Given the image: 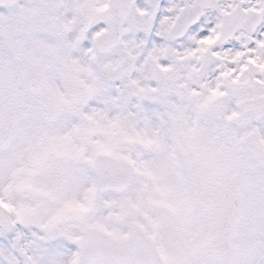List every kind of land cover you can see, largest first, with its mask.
Segmentation results:
<instances>
[{
    "label": "rangeland",
    "instance_id": "obj_1",
    "mask_svg": "<svg viewBox=\"0 0 264 264\" xmlns=\"http://www.w3.org/2000/svg\"><path fill=\"white\" fill-rule=\"evenodd\" d=\"M91 3L19 0L12 25L34 32L28 62L21 49H15L18 62L12 64L18 66L19 78L27 67L39 69V57L55 60L45 73L42 95L19 90V102L24 101L27 109L25 120L33 123L34 147L44 149L50 158L46 165L43 158L36 163L42 175L35 180L22 177L27 161L12 156V150L0 156V180H10L0 195L37 216L83 200V208L59 220L76 236L77 244L87 229L118 239L129 223L151 233L158 221L155 240L165 264H220L205 252L189 258L200 245L195 232L208 231L210 220L203 219L211 217L213 201L233 180L241 187L244 205V220L234 233V264H264V86L251 82L237 98L229 88L225 95L195 106L192 97L167 96L163 88L154 89L139 95L140 105L146 99L154 106L153 113L145 114L142 106L134 112L128 98L114 99L108 92L117 69L97 54L87 60L78 54L83 33L93 22L87 15ZM81 15L87 16V24L77 31ZM8 57L12 58L9 51ZM107 67L110 77L104 72ZM130 86L131 97H137L136 82ZM87 91L94 93L96 104L79 110L74 102ZM107 151L131 165L132 184L124 195L96 191L92 158L118 159ZM49 183L57 190L49 189ZM73 259L76 264L77 250Z\"/></svg>",
    "mask_w": 264,
    "mask_h": 264
},
{
    "label": "snow or ice",
    "instance_id": "obj_2",
    "mask_svg": "<svg viewBox=\"0 0 264 264\" xmlns=\"http://www.w3.org/2000/svg\"><path fill=\"white\" fill-rule=\"evenodd\" d=\"M87 15L93 22L78 54L87 60L99 53L117 69L108 92L128 98L134 112L142 106L145 114L153 113L146 99L140 105L139 95L154 89L192 97L195 106L229 88L237 98L251 82L264 86V0H92ZM86 24L81 15L77 31ZM133 81L137 97L130 95ZM32 159L39 163L40 153ZM84 206L81 200L37 216L0 195V264H75L76 236L58 221Z\"/></svg>",
    "mask_w": 264,
    "mask_h": 264
},
{
    "label": "water",
    "instance_id": "obj_3",
    "mask_svg": "<svg viewBox=\"0 0 264 264\" xmlns=\"http://www.w3.org/2000/svg\"><path fill=\"white\" fill-rule=\"evenodd\" d=\"M16 0H0V7H12ZM43 68H50L53 65L51 60L41 61ZM43 72L30 69L22 77V87L29 93L40 95L43 90ZM93 99L92 94L87 93L81 96L76 106L85 108ZM16 119H9L4 134L0 136V151L6 147L11 131L12 122ZM95 172L100 191H114L122 194L131 182L129 166L125 162H114L103 157L95 161ZM212 214L215 221V235L210 244V251L222 262V264H233V233L241 217V201L239 189L234 184H227L223 187L218 199L212 207ZM58 227L64 226L58 223ZM142 238L144 236L141 235ZM145 241V240H144ZM147 242V250L140 255V264H161L152 245ZM128 241L116 243L105 234L96 230H89L79 244V264H129L131 257L135 254L134 249L128 245Z\"/></svg>",
    "mask_w": 264,
    "mask_h": 264
},
{
    "label": "flooded vegetation",
    "instance_id": "obj_4",
    "mask_svg": "<svg viewBox=\"0 0 264 264\" xmlns=\"http://www.w3.org/2000/svg\"><path fill=\"white\" fill-rule=\"evenodd\" d=\"M19 3L13 9H0V133L3 130L4 123L8 117L11 116H21V120L14 130V134L12 140L4 153H0V156L7 154L10 150H12V156L15 158H22L27 161L26 168L23 170L22 177L26 179L28 176L33 178L32 167H30L31 161H33L32 157L35 152H39L41 158L43 157L42 151L39 147L34 143V127L33 123L30 120L25 121V117L27 113L25 111L24 101L20 105L19 102V76L18 66H14L12 63L18 62V55L16 53L17 48H20L22 51V57L25 62L29 61L33 55V30L31 28L17 29L13 27L12 23L16 15L17 7ZM22 6V5H21ZM26 6H29L26 3ZM8 51L12 58L8 57ZM15 51V52H14ZM12 59V60H9ZM5 64V65H3ZM33 162V166H34ZM38 176V175H37ZM10 184V180L7 182H2L0 180V189L6 188ZM125 218V222H128ZM209 219H203L204 222H207ZM158 221L154 222V226L152 227L153 231L148 233V230L142 225L139 228L150 237H155L156 229L158 228ZM129 223V222H128ZM133 223L127 224V228L124 230V237H126L130 229L132 228ZM200 237L198 238L199 246H196L194 250L196 255L204 253L206 251L205 243L207 241L208 233L207 231H197L195 232ZM158 244V242H157ZM160 249V246L158 244Z\"/></svg>",
    "mask_w": 264,
    "mask_h": 264
}]
</instances>
